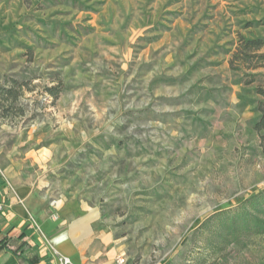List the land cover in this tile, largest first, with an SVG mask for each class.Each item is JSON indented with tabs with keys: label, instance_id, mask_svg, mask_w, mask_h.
I'll list each match as a JSON object with an SVG mask.
<instances>
[{
	"label": "rangeland",
	"instance_id": "rangeland-1",
	"mask_svg": "<svg viewBox=\"0 0 264 264\" xmlns=\"http://www.w3.org/2000/svg\"><path fill=\"white\" fill-rule=\"evenodd\" d=\"M248 40L263 46L244 62ZM11 79L29 85L0 113V178L51 217L89 214L93 251L264 264V235L215 252L206 231L264 191V0H0Z\"/></svg>",
	"mask_w": 264,
	"mask_h": 264
},
{
	"label": "crops",
	"instance_id": "crops-1",
	"mask_svg": "<svg viewBox=\"0 0 264 264\" xmlns=\"http://www.w3.org/2000/svg\"><path fill=\"white\" fill-rule=\"evenodd\" d=\"M13 188V187H12ZM0 178V264H56L53 253L73 264H114L102 251H93V224L89 214L63 207L59 218L51 217L49 204L28 187L14 190ZM12 248L18 250V255Z\"/></svg>",
	"mask_w": 264,
	"mask_h": 264
},
{
	"label": "trees",
	"instance_id": "trees-1",
	"mask_svg": "<svg viewBox=\"0 0 264 264\" xmlns=\"http://www.w3.org/2000/svg\"><path fill=\"white\" fill-rule=\"evenodd\" d=\"M263 42L261 40H248L243 42L240 58L247 62L251 55L261 49ZM238 57V55H237ZM28 82L19 83L17 80H6L0 85V113L2 118L10 117L14 105L18 102L21 95V88L28 86ZM53 95L55 94L52 92ZM258 94L262 97L259 111L261 113L259 120L255 123V130L260 134L262 144H264V89H259ZM21 113L24 112L20 108ZM206 231L208 232L207 244L213 251L221 247L238 243L244 237L251 235H264V191L245 200L234 211H223L213 216L206 222ZM213 227V228H212ZM1 247L11 248L8 241H0ZM17 255L18 250L12 248Z\"/></svg>",
	"mask_w": 264,
	"mask_h": 264
},
{
	"label": "built area",
	"instance_id": "built-area-1",
	"mask_svg": "<svg viewBox=\"0 0 264 264\" xmlns=\"http://www.w3.org/2000/svg\"><path fill=\"white\" fill-rule=\"evenodd\" d=\"M4 178H5V176H4ZM5 181H6V178H5ZM3 211H4V206L0 205V212H3ZM53 257H54V260H55L56 264H73L71 259L66 257V256H63V255H60V254H57V253H53ZM124 263H125L124 259H119L118 260V264H124Z\"/></svg>",
	"mask_w": 264,
	"mask_h": 264
}]
</instances>
